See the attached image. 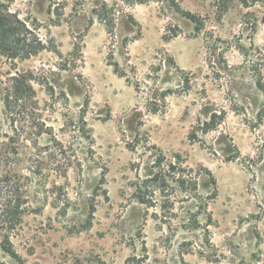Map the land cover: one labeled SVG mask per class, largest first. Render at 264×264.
Segmentation results:
<instances>
[{
    "label": "rangeland",
    "instance_id": "rangeland-1",
    "mask_svg": "<svg viewBox=\"0 0 264 264\" xmlns=\"http://www.w3.org/2000/svg\"><path fill=\"white\" fill-rule=\"evenodd\" d=\"M0 264H264V4L0 0Z\"/></svg>",
    "mask_w": 264,
    "mask_h": 264
},
{
    "label": "trees",
    "instance_id": "trees-1",
    "mask_svg": "<svg viewBox=\"0 0 264 264\" xmlns=\"http://www.w3.org/2000/svg\"><path fill=\"white\" fill-rule=\"evenodd\" d=\"M255 3H262L264 4V0H252ZM189 16H193L190 13H187ZM216 116V115H215ZM208 126H211L210 123H208ZM210 178L212 179V184H215V178L211 175L210 173ZM196 177L190 175L189 179L188 177L184 175H181L179 178L175 179V181L177 182V184L179 183V191L180 192H185V195L187 194L188 197H194V194L197 190V181H196ZM206 210L208 208V203H206ZM16 213V212H15ZM198 214V212H197ZM10 221V219H8ZM14 220V219H13ZM11 222V221H10Z\"/></svg>",
    "mask_w": 264,
    "mask_h": 264
}]
</instances>
